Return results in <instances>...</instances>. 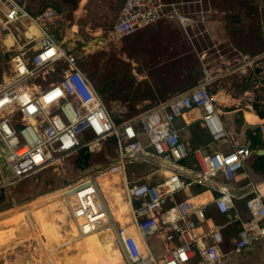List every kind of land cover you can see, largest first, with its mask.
Instances as JSON below:
<instances>
[{"label": "built area", "instance_id": "1", "mask_svg": "<svg viewBox=\"0 0 264 264\" xmlns=\"http://www.w3.org/2000/svg\"><path fill=\"white\" fill-rule=\"evenodd\" d=\"M214 14L213 0H124L110 29L116 38L173 19L190 39L209 34L212 44L197 50L203 74L193 87L130 120L117 121L83 70L76 41L57 36L56 28L45 21L47 13H32L22 0H0L3 28L22 22L38 30L32 35L17 26L24 43L11 33V74L0 84V157L3 143L14 176L6 179L0 170V193L38 170L59 168L82 151L99 152L105 140L112 138L114 160L101 167L98 175L81 177L65 201L79 232L100 233L113 240L127 264H224L226 256L256 245L264 238V194L247 172L254 152L252 140L204 153L207 146H194L183 138L177 124L190 113L211 137L209 146L228 142L223 103L231 95L222 84L239 75L248 87L236 108L249 109L259 117L253 129L264 138V52L243 51L230 38L213 34ZM210 56L213 59L207 61ZM57 74L58 78H52ZM186 159L192 160L191 165L184 163ZM133 162L154 165L163 180L129 179L128 166ZM115 174L121 178L129 206L130 219L124 224L114 213L108 197L111 191L103 193L100 185V177ZM239 180L246 182L235 186ZM193 187L203 190L179 198ZM205 191L211 198L196 200ZM209 206L219 214L233 215L230 223H238L233 237L207 214Z\"/></svg>", "mask_w": 264, "mask_h": 264}, {"label": "rangeland", "instance_id": "2", "mask_svg": "<svg viewBox=\"0 0 264 264\" xmlns=\"http://www.w3.org/2000/svg\"><path fill=\"white\" fill-rule=\"evenodd\" d=\"M81 2L82 0H58L61 17L57 22L48 19V26L51 25L58 33L71 36L76 41L83 70L101 93L117 121L141 114L166 98L168 93L172 95L184 92L201 78L203 67L197 50L212 44L209 34L190 39L175 24L162 20L130 36L116 38L110 29L118 18L124 0H90L85 6H81ZM213 3V34L221 39L230 38L243 51L264 52V0H213ZM84 8H89V13L84 12ZM11 33H15L20 43L25 42L17 26L3 28L0 25V84L11 74V44L14 43ZM97 38L100 41L89 46ZM209 59L212 60L213 56L207 61ZM58 77L57 74L52 78ZM246 85L247 82L239 75H232L224 80L222 86L231 95L223 103L228 104V110L236 107ZM243 106L244 104H240V107ZM233 118H239L230 127L236 143H239L242 136L234 132L242 130L244 119L242 114L224 116L229 125ZM193 136L196 141L198 139L197 142L211 141L209 134L198 126ZM115 156L114 144L107 142L101 151L91 155L86 167L78 164L76 157L72 156L65 159L59 168L38 170L3 192L0 196V233L5 236V243L0 245V264H50L52 260L49 263L48 255L61 264H101L105 260H113L114 264H127L117 245L119 259L114 248L98 243L104 242L108 237H102L100 233L84 238L70 236L71 229L77 230V226L71 221L69 212L61 221L60 212L63 210L60 206L49 208L50 205L60 204L63 197L72 194L81 177L87 173L98 175L100 168L107 166ZM128 175L129 179L143 176L148 181H161L164 178L161 171H156V167L147 162L129 164ZM109 179H113V176L101 179L100 185L106 192L111 191L108 197L119 219L121 206L114 204L115 195L112 188L107 186ZM252 179L260 184V190L264 194V172H254ZM119 181L120 179L112 182L113 187L116 188ZM242 182L244 181L239 180L235 186L242 185ZM193 189V194L203 190L199 187ZM183 195L179 198H183ZM237 202L239 206L242 205L241 200ZM33 209L38 210L46 222L57 221L61 232L66 233L64 240L57 241L53 236L54 223H51L50 228L37 225L41 233L32 232L28 225L22 229L28 213ZM207 214L213 216L219 224L226 222V217L219 215L212 206ZM237 229L238 223L226 233L234 235ZM36 239L39 242H34ZM68 240L70 244L64 247L63 244ZM256 245L255 250L226 256L224 264H264V238ZM229 246L228 242L226 250Z\"/></svg>", "mask_w": 264, "mask_h": 264}, {"label": "crops", "instance_id": "3", "mask_svg": "<svg viewBox=\"0 0 264 264\" xmlns=\"http://www.w3.org/2000/svg\"><path fill=\"white\" fill-rule=\"evenodd\" d=\"M90 0H82V2H81V6H85L88 2H89ZM22 2H23V4L32 12V13H34V14H42V13H47L48 15H47V17H45V21L46 22H48L49 23V20L50 21H54V22H57L58 21V19L61 17V12H60V10H61V8H60V6H59V4H58V0H22ZM123 5V4H122ZM87 8V7H86ZM86 8H84V12H86V13H89V8L88 9H86ZM121 8H122V6H121ZM121 8H120V11H121ZM120 11H119V14H120ZM96 14H97V12H96ZM119 16V15H118ZM49 19V20H48ZM167 21H169V22H172L173 24H175V26H177L178 28H180L179 27V25L175 22V20H173V19H170V20H167ZM113 25V24H112ZM65 36H67L68 38H70L71 36H68V35H65ZM195 85V84H194ZM194 85H192V86H190L189 88H191V87H193ZM189 88H187V89H189ZM186 89V90H187ZM169 95H170V93H168ZM177 94H179V93H175V94H172V95H166L165 97L166 98H164L163 100H160V101H164V100H168V99H170V98H172V97H174V96H176ZM160 101H158V102H160ZM227 101H228V99H227ZM157 102V103H158ZM156 104V103H155ZM154 104V105H155ZM153 105V106H154ZM227 105L228 104H226V109H227V113L224 115V116H228V115H233V116H235V115H237V114H242V116H243V119H244V126H243V128H242V130L240 131V132H234L236 135H241L242 136V139H241V141H240V139H239V143H243V142H245L247 139H249V137H248V129H253L255 126H256V124H253V125H251V124H248L247 123V121H248V119H250L251 118V115H249L250 114V112H251V110H249V109H246V108H243V109H238V108H234V109H229L228 110V108H227ZM248 110V111H247ZM241 112V113H240ZM245 112H247V113H245ZM252 114H253V112H251ZM247 115H249V118L247 117ZM256 118L258 117L257 115H255V114H253ZM248 118V119H247ZM130 119H132V118H130ZM130 119H128V120H130ZM223 119H224V117H223ZM237 119L238 118H233V122H232V124H228V122H227V119H224V121H225V124H226V127H227V129H228V131H229V133H230V137H229V141L228 142H225V141H220V142H215V143H212V145L211 146H209V144L211 143V141H205V142H197L198 141V139H197V141L195 140V138H194V136H193V132L195 131V129L197 128V126L198 127H200L201 129H204L205 130V128L203 127V125H202V123L200 122V121H197V120H194L193 119V116H192V114H190V113H186L183 117H181V118H179L178 120H177V124H178V126L181 128V131H180V133H181V136L183 137V138H188V139H190L191 141H192V144L194 145V146H207V151H211L212 150V148L213 149H220V148H229V146H232V145H234V144H238V142L236 143V141H235V137L233 136V134H232V125H234L235 124V122L237 121ZM124 121H127V120H124ZM231 127V128H230ZM206 131V130H205ZM197 142V143H196ZM261 150H264V148H263V146L261 145V143H258L255 147H254V152H253V154L251 155V157L249 158V160H248V162H247V172H248V174L251 176V177H253L254 178V172H256L254 169H253V163H254V160H255V157H256V155H255V153H257V154H259V152L261 151ZM256 151V152H255ZM192 160L191 159H186L185 161H184V163L185 164H187V165H191V162ZM239 178H240V176H239ZM148 181V180H147ZM150 181V180H149ZM245 182L246 181H244V182H242V184H245ZM255 182V181H254ZM256 183V182H255ZM257 185H258V187H259V189H261L260 188V184L259 183H256ZM194 188V187H193ZM193 188H191L190 190H187V191H184V192H182L181 194L184 196L183 198H185V197H188V196H190L191 194H193ZM181 194H180V196H181ZM197 194V193H196ZM211 206H209L208 207V209L210 208ZM240 207V209L242 210L243 209V207H242V205H240L239 206ZM219 215H221V216H225L226 217V222L225 223H223V225H225L224 226V228H223V230H224V232H225V234L229 237V236H231V237H233V234H230V235H228L226 232H228L230 229H231V227L233 228V227H235V225L237 224L236 222H232V223H230V221H232V218H233V215L230 213H228V214H226V215H224V214H219ZM62 219V216L59 218V220H61ZM119 220H121L120 218H119ZM238 230V229H237ZM72 231H77V230H73L72 229ZM40 232V231H39ZM95 235V234H94ZM104 241V240H103ZM34 242H39L37 239L34 241ZM99 244H102V245H108V246H111L112 248H114V250H115V252H116V255H117V258L119 259V255L117 254V246H116V244L114 243V241L113 240H111V239H105V241L104 242H98ZM38 244V243H37ZM70 243H68V245H69ZM67 245V246H68ZM258 245V244H257ZM257 245H255L254 246V248L253 249H248L247 251H251V250H255L256 248H257ZM246 250V249H245ZM244 250V251H245ZM48 258H49V263L51 262V260H52V262L54 261L53 260V258H52V256L50 255V256H48ZM111 262V264H114V261L113 260H111L110 261ZM50 264H52V263H50Z\"/></svg>", "mask_w": 264, "mask_h": 264}, {"label": "bare ground", "instance_id": "4", "mask_svg": "<svg viewBox=\"0 0 264 264\" xmlns=\"http://www.w3.org/2000/svg\"><path fill=\"white\" fill-rule=\"evenodd\" d=\"M16 25L18 27H21L23 30H25V32H27V34H32V35H37L38 34L37 28L35 26L31 25V24H27L26 23L27 26L24 27V23H22V22H16ZM7 36H8V34H6V37ZM11 36L14 39L13 35H11ZM250 115H251V118L248 119L249 120L248 123L251 124V125L257 124L259 122V117L256 118L251 112H250ZM111 176H113V179H109V182L107 183V186H109V187L112 188V192L115 195V198H113V199H115L118 204L115 201H114V204L121 206V215L119 216V218L121 219V222L124 224V223H127L129 221V219H130L129 218V215L127 214V212H129V206H128L127 202L124 200L123 191H122L121 185L119 184L116 188L113 187V185H112V182H115V181L121 179L120 176L118 174L111 175ZM107 177H110V176H102V177H100V180L101 179H105ZM102 192L105 193L106 190L103 188L102 189ZM72 194H70V195H72ZM70 195H68V196H70ZM68 196L66 195L65 197H63V199H62V201H61L60 204H58V205H50L49 206L50 209H54L57 206H60V209L63 210L62 212H60V214L62 216V220L61 221L64 220L65 214L66 213L68 214V208L66 207V204H65V201L67 200V197ZM210 198H211L210 192L209 191H205V192H202L200 195H198L197 198H196V200L206 201V200H208ZM71 221L74 222L72 219H71ZM51 223H54L55 224V227L52 226ZM26 225L31 226L32 232H34V231H40V229L38 230V226L37 225H39V226H45V227H48V228H50L52 226V233H53V236L56 237L57 241L64 240L63 238H64V236L66 234V233H62L61 232V230H60L61 228L59 229V226L60 225L57 223V221H52L50 223L49 222H46L45 221V218L42 216V214L38 210H36V209H33V210H31L28 213L26 222H24V224L22 226V229H24L26 227ZM129 229H130V231L135 232V229H134V226L133 225H130ZM1 234L2 233H0V245L5 243L4 242L5 236H2ZM89 235L92 236L91 234H83V233H81L79 231H71V234H70V236H74L76 238H84V237H87ZM2 238H3V240H2ZM69 240L67 241V243L65 245L63 244L64 247L68 245ZM52 264H61V263L54 260L52 262ZM101 264H111V262L109 260H105Z\"/></svg>", "mask_w": 264, "mask_h": 264}, {"label": "trees", "instance_id": "5", "mask_svg": "<svg viewBox=\"0 0 264 264\" xmlns=\"http://www.w3.org/2000/svg\"><path fill=\"white\" fill-rule=\"evenodd\" d=\"M55 34L59 37L63 36L62 34L58 33V30L56 29L55 30ZM81 59V57H80ZM248 87V85H246V88ZM229 109H234V108H229ZM241 113V112H240ZM239 119V118H238ZM237 119V120H238ZM248 137L249 139L252 140L253 142V146L255 147L258 143H261V145L263 146L264 148V138L258 134V133H255L256 130L255 129H248ZM107 142H113V139L112 138H108L105 140L104 142V145L107 143ZM103 145V146H104ZM115 146V145H114ZM92 154L90 153H85L84 151H82L81 153L77 154L75 157H76V160H77V163L78 164H81V166L83 167H86L88 166L87 163L89 162V159L91 157ZM256 157H255V160H254V163H253V169L256 171V172H264V154H257L255 153ZM3 193H0V196H2ZM50 253V252H49ZM48 253V254H49ZM50 256V255H48Z\"/></svg>", "mask_w": 264, "mask_h": 264}, {"label": "water", "instance_id": "6", "mask_svg": "<svg viewBox=\"0 0 264 264\" xmlns=\"http://www.w3.org/2000/svg\"><path fill=\"white\" fill-rule=\"evenodd\" d=\"M97 41H100V38L94 39L90 42L89 46H93ZM8 56V54H7ZM207 148L204 149V153H207ZM9 153L7 147L2 143V156L0 157V170L4 178L8 179L14 176V171L12 170L10 164L6 161L5 157ZM259 154H264V150H261ZM171 168H179V165L176 164H165ZM255 245L248 246L246 250L253 249Z\"/></svg>", "mask_w": 264, "mask_h": 264}]
</instances>
